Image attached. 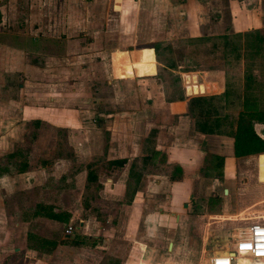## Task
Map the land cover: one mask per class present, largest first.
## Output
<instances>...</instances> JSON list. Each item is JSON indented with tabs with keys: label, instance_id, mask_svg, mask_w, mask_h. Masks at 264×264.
Segmentation results:
<instances>
[{
	"label": "crops",
	"instance_id": "0c3cea01",
	"mask_svg": "<svg viewBox=\"0 0 264 264\" xmlns=\"http://www.w3.org/2000/svg\"><path fill=\"white\" fill-rule=\"evenodd\" d=\"M167 4L174 6L173 11H166L170 23L176 14L177 21L185 23L182 31L176 33L191 37L200 33L197 39H214L219 45L225 39L243 36L248 38L242 49L245 54L255 61L264 58V0H169ZM0 13V156L22 166L19 173L0 175V264L196 262L199 252L207 250L211 232L209 225H202L206 228L203 239L194 236L201 206L203 208L204 201L210 199L222 202L223 199L217 197L218 187L233 183L237 162L254 154L234 156L230 131L217 130L220 123H213V118L218 116L197 113L193 118L186 107L185 112H178L180 118H174L175 109L169 108L167 96L158 101L137 97L139 99L135 100L141 107L132 116L134 126L129 129L103 126L108 112L93 94L91 76L95 59L105 69H109V64L111 68L110 55L105 57L104 51H94L93 41L88 42L91 37L85 34L78 33L72 39L67 33L23 32L15 24L16 15L5 17L2 7ZM211 14L217 18L212 20ZM204 22L209 23L203 25L208 29L206 33L200 31ZM173 28L172 25L167 29L174 33ZM230 34L231 38L226 37ZM222 49L220 46V54ZM117 50L127 49L111 51ZM217 61H209L206 69L213 68ZM189 67L192 68L188 64ZM255 74L251 78L254 83L259 77ZM110 77L108 84L114 82L112 74ZM217 78V82H212L216 89L212 90L223 91L221 100L209 95L198 100L195 96L193 100L187 98L189 107L216 108L217 104H225L224 83L220 89L221 82ZM156 105L162 106L167 124L173 120L186 123L187 132L184 131L185 137L179 143H176V131H171L174 125L172 128L167 125L168 131L160 129L161 117ZM122 114V111L113 113L116 118ZM222 121L224 123V119ZM128 133L131 136L125 139ZM160 133L173 134L175 142L164 145ZM176 146L182 149L180 155ZM207 153L217 155L214 159L218 158V163L212 164L220 166V176L200 173ZM162 156L163 165L180 167V177L161 179L154 167L161 164ZM101 160L111 165L107 170L110 175L104 180L98 175L103 185L99 196L86 195L91 207L88 217L79 219L78 235L74 230L70 234L60 231L58 237L39 231L46 227L59 231L65 224L46 217L47 206L55 212L70 214L68 224L86 211L89 204L83 194L89 182L97 179L90 169ZM22 180L28 190L24 195L17 190L22 189V184L19 185ZM163 182L165 190L162 191ZM224 190L226 198L230 190L227 189V193ZM6 197L8 201L4 202ZM28 197L44 200L30 208L21 201ZM68 197L74 201L70 208L62 202ZM226 217V214L215 217L216 223L221 224L217 228L220 237L213 239L212 244H227L230 250L238 231L225 226ZM141 226L143 232L137 234ZM104 230L130 231L131 239L126 241L125 252H110L112 257L102 262L95 258L94 252ZM29 234L49 243L40 244L36 238H29ZM89 237L94 238L93 246ZM105 240L109 238L104 236ZM169 243H172L171 248ZM228 250L214 252L212 248L206 257L208 264L211 256ZM236 259L237 264H256L243 253L236 255Z\"/></svg>",
	"mask_w": 264,
	"mask_h": 264
},
{
	"label": "rangeland",
	"instance_id": "374dc122",
	"mask_svg": "<svg viewBox=\"0 0 264 264\" xmlns=\"http://www.w3.org/2000/svg\"><path fill=\"white\" fill-rule=\"evenodd\" d=\"M168 1L0 0V8L2 7L5 17L12 14V16L16 15L15 24L23 32L67 33L71 35L72 39L76 38L78 33L85 34V37L89 36L92 39L94 37L93 40L88 39V42L93 41L92 49L94 51H104L102 55L105 57L106 54L107 56L110 55L111 68L109 64V69H105L106 67L98 59H95L91 76L93 94L100 99L106 107L104 110L108 112L107 116H104L107 120L103 126H117L125 129L133 127L132 116L136 115V110L141 107V103L136 102V100L139 99L137 97L142 98V96L150 101L153 99L158 101L167 96L166 101L169 108L175 109L174 118H180L178 112H185L186 107L187 112H190L193 118H196L197 113H202L204 116L209 114L213 117L218 116L213 118V123H220L217 130L222 131H230L235 124L236 115L239 111L264 110V58L255 61L245 54L246 52L242 49L244 41L248 38L243 36L231 38L230 34L226 37L231 39H225L219 45L214 39L209 38L211 41L197 39L200 33H196L193 37L186 33H176L182 31L181 26L185 23L177 21V14L173 23H170L166 17V11H173L174 6L168 5ZM174 11L178 12L177 10ZM211 17L212 20L217 18L213 14ZM204 24L209 25L206 22L201 25L200 31L202 33L208 32L207 27L203 26ZM172 25L174 33H170V30L167 29L172 28ZM220 46L223 48L221 54ZM118 48L127 50L111 51ZM212 59L213 61L218 60V63L216 62L213 64V68L207 70L208 62ZM188 64L192 68H188ZM200 65L206 66L200 67ZM219 72H222L221 78L218 76ZM255 73L259 74L256 83L251 80L256 75ZM111 74L114 82L108 84L107 80L111 79ZM193 74L197 75L196 81L192 80ZM199 74L203 76L201 79L198 77ZM217 77L221 83H224V93L228 88L233 90L230 97L231 105L225 101V104H217L216 108L202 106L198 108L196 105L189 107L188 104L190 103H187V98L193 100L195 96L198 100L201 96L206 98L208 95L212 98L216 96L221 100L223 91L212 90L214 88L212 82H217ZM202 81L205 83L203 84ZM201 84L202 88H200ZM144 105L146 106L145 101ZM156 108L159 109L161 117L160 129L168 131V126L170 125L172 128L174 125L176 128L174 127L171 131H176V143H179L180 139L185 137L183 136L184 131L187 132L184 126L186 123L171 119L172 122L167 124L162 106L156 105ZM146 109L150 108L147 107ZM119 111L123 112L122 117H114L113 113ZM222 119H224V123H222ZM135 122L140 124L137 120ZM254 128L258 135H264L263 123H255ZM130 136L129 133L125 134V139ZM159 138L164 145L175 142L173 134L160 133ZM176 151L177 155H180L182 152L180 146H176ZM206 155L204 158L205 167L200 173H205L208 176H220V166L217 167L212 164V162L218 163V158L214 159L217 155L215 153H207ZM163 161L162 156L161 164L154 167L156 172L160 173L161 179L180 177L179 166L174 164L163 165ZM108 163L105 164L101 160L97 166L91 167L90 171L97 179L89 182L84 196L93 195V198L99 196L98 193L103 185L99 182L98 175L103 180L110 175L107 170L110 169L111 165ZM21 168L22 166L18 163L14 164L7 158L5 159V156H0V175L19 173ZM236 168L237 174L234 182L229 185L220 184L217 189V197L223 199L222 202L224 203L210 199L204 201L203 208L201 206V212L197 217L199 226L195 229L194 236L203 239L206 228L203 229L202 225H209L211 229L209 243L206 244L207 250L199 252L197 261H188V264H208L206 257L209 256L212 248L213 251L228 250L227 244L218 246L212 244L213 239L220 237L217 228H220L221 224L216 223L217 218L215 217H222L226 214L228 217H226L227 224L225 226L232 229L236 228L238 232L254 223L264 224V152L240 159ZM23 181L19 183V185L22 184V189L17 188L18 191H22V195L28 191L24 187L25 182ZM161 184L163 191L165 190V183ZM225 188L230 190L226 198L223 195ZM87 198L89 197L86 196L89 205L86 207V211L76 215L74 219L72 218L69 222L71 224L61 225L59 231L51 227L39 231L52 233L53 236L58 237L62 231L67 233V226L71 225L74 234L78 235L76 227L79 225V219L80 217L87 218L91 207ZM43 200L41 197L35 199L28 197L21 201L33 208L38 201L40 203ZM7 201L8 198H4V202ZM62 202L63 206L69 204L68 207L70 208L74 201L72 197H68L62 199ZM102 221L105 224V219L102 218ZM141 232H143V226L140 227L137 234H141ZM128 234L131 233L126 230L102 231L99 236L100 244L94 252L95 258L97 260L102 259L103 262L112 257L110 252L118 254L125 252L126 241L130 242L131 239V235L128 236ZM104 236L109 240L104 242ZM89 238L88 241H91L93 246L95 244L94 238ZM243 254L248 259L251 258L248 253ZM252 261L256 264H262L258 260Z\"/></svg>",
	"mask_w": 264,
	"mask_h": 264
},
{
	"label": "trees",
	"instance_id": "16d2710c",
	"mask_svg": "<svg viewBox=\"0 0 264 264\" xmlns=\"http://www.w3.org/2000/svg\"><path fill=\"white\" fill-rule=\"evenodd\" d=\"M1 19V13H0ZM231 90L227 89L225 101L231 105ZM233 91V90H232ZM255 123L264 124V110H249L239 111L236 115L235 124L230 129V135L233 138L234 156L242 157L252 154L264 152V138L258 135L255 131ZM46 217L55 219L64 223H68L70 214L67 212H55L51 206H47ZM29 238H36L41 244L49 243L48 240L42 237H36L29 234ZM55 246V243H53Z\"/></svg>",
	"mask_w": 264,
	"mask_h": 264
},
{
	"label": "built area",
	"instance_id": "2783aa9c",
	"mask_svg": "<svg viewBox=\"0 0 264 264\" xmlns=\"http://www.w3.org/2000/svg\"><path fill=\"white\" fill-rule=\"evenodd\" d=\"M67 228V233H72L73 227ZM240 253H248L250 259L264 264V224L254 223L238 232L233 249L211 256L209 264H237L236 255Z\"/></svg>",
	"mask_w": 264,
	"mask_h": 264
},
{
	"label": "water",
	"instance_id": "95a60500",
	"mask_svg": "<svg viewBox=\"0 0 264 264\" xmlns=\"http://www.w3.org/2000/svg\"><path fill=\"white\" fill-rule=\"evenodd\" d=\"M213 76H214V74H213ZM218 76L221 78L222 72H219L218 73ZM198 77L201 79L202 75L199 74ZM196 79H197V75L193 74L192 75V80H195L196 81ZM213 87H214V89H216V85H213ZM219 87H220V89H223L222 83H220ZM200 88H202V84L200 85ZM224 192L227 193L228 192L227 189H225ZM171 246H172V243H169V247L170 248H171Z\"/></svg>",
	"mask_w": 264,
	"mask_h": 264
}]
</instances>
